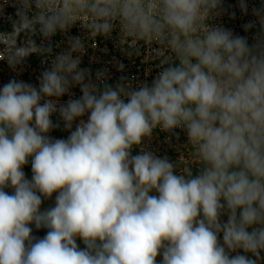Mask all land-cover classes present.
Here are the masks:
<instances>
[{
    "label": "clouds",
    "instance_id": "9594fccd",
    "mask_svg": "<svg viewBox=\"0 0 264 264\" xmlns=\"http://www.w3.org/2000/svg\"><path fill=\"white\" fill-rule=\"evenodd\" d=\"M6 6L15 19L11 33L0 32L8 37L0 60L13 69L52 53L32 39L19 44L20 34L50 41L77 22L92 36L118 28L171 58L151 84L101 87L79 67L73 54L85 44L72 37L39 87L11 79L0 88V264H157L158 256L160 264H260L264 38L249 45L212 25L222 0H0V12ZM240 9L247 12L245 0ZM253 14L264 30V8ZM74 86L82 95L60 104ZM57 113L67 139L49 135L60 126L51 119ZM156 128L186 132L201 161L197 174L144 145ZM53 193L55 206L41 211ZM30 225L48 231L37 238Z\"/></svg>",
    "mask_w": 264,
    "mask_h": 264
},
{
    "label": "built area",
    "instance_id": "2783aa9c",
    "mask_svg": "<svg viewBox=\"0 0 264 264\" xmlns=\"http://www.w3.org/2000/svg\"><path fill=\"white\" fill-rule=\"evenodd\" d=\"M245 3L247 5L246 13L240 9V0H222L223 11L221 15L213 18L210 23L214 26L229 29L234 35L246 37L249 45H252L256 42L255 38L257 36L264 38V30L261 29L256 16L253 14L254 8H264V0H245ZM233 13L235 14L234 16ZM14 19L15 8L6 6L3 12H0V32L11 33ZM82 22L86 23L87 17ZM249 23H253L254 26L250 30L245 31L244 26ZM72 37L81 38L85 44L82 54H73L74 56H80L81 63L79 67L87 69L93 82L101 87L103 83L112 86L117 83H126L133 87L143 82L151 84L154 77L164 66L163 60L171 58V53L166 49L160 48L156 51L158 48L156 44L122 38L118 28L114 29L108 36H92L80 22H77L67 33L58 32L50 41L42 40L38 34H20L17 41L19 44H23L27 39H32L37 45L50 46L52 48L51 56L31 54L16 69L11 68L6 60H0V88L11 79L22 80L39 87L42 72L51 67V58L67 51L69 48L68 41ZM7 40L8 37L0 38V44L7 43ZM98 74L104 76L103 82L97 79ZM70 91L72 93L71 96L66 94L59 98L60 104H65L70 98L75 99L82 95L79 86H74ZM84 118L86 119L87 117ZM51 119L60 126L54 128L49 135L57 139H67L70 133L64 129L63 121L59 118L58 113L53 114ZM76 123L78 121L73 123V130ZM154 134H163L166 145L172 138L174 139V144H179V141L188 139L183 129L178 128L173 133H168L156 128L153 130L152 137L143 142L147 148L154 147ZM180 137L181 140L179 139ZM139 151L140 148L136 147L132 150V154L136 155ZM26 165L31 166V160Z\"/></svg>",
    "mask_w": 264,
    "mask_h": 264
},
{
    "label": "rangeland",
    "instance_id": "374dc122",
    "mask_svg": "<svg viewBox=\"0 0 264 264\" xmlns=\"http://www.w3.org/2000/svg\"><path fill=\"white\" fill-rule=\"evenodd\" d=\"M172 136V135H170ZM181 140V137L179 138ZM173 138L168 141L167 145L164 143L165 138L163 134H154V149L148 147L149 150L153 151L157 156L163 158L167 157L172 163L178 166V171L182 173H193L194 175L198 173L199 167L201 166V161L198 158V154L196 151V147L194 144H190L188 139H183L179 141V144H174ZM23 171L26 175V178L31 180L32 178V170L31 166L25 165L23 167ZM6 192L12 194L13 190L11 188H6ZM155 194V193H153ZM55 197L56 193H53L51 198L43 199L41 204V211L47 210L51 207L55 206ZM222 222L227 221V215L221 217ZM32 228V235L37 238H43L48 229L40 228L36 229L35 225H30ZM77 244L80 248H84V244L81 240L77 239ZM221 242H222V234H221ZM239 254L243 253V250H238ZM236 253H232L235 255ZM250 255V254H248ZM261 256L264 257V253H261ZM162 257H157V264H160ZM260 264H264V259L260 261Z\"/></svg>",
    "mask_w": 264,
    "mask_h": 264
}]
</instances>
